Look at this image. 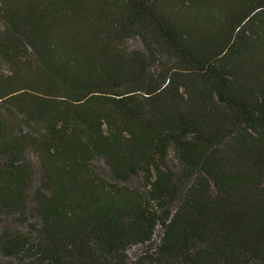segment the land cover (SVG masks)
<instances>
[{
	"label": "trees",
	"instance_id": "trees-1",
	"mask_svg": "<svg viewBox=\"0 0 264 264\" xmlns=\"http://www.w3.org/2000/svg\"><path fill=\"white\" fill-rule=\"evenodd\" d=\"M0 216V264H264V0H0Z\"/></svg>",
	"mask_w": 264,
	"mask_h": 264
},
{
	"label": "rangeland",
	"instance_id": "rangeland-1",
	"mask_svg": "<svg viewBox=\"0 0 264 264\" xmlns=\"http://www.w3.org/2000/svg\"><path fill=\"white\" fill-rule=\"evenodd\" d=\"M5 225H12V220L4 219L2 216H0V231ZM141 250L139 248H133L131 250V255L135 256L139 254Z\"/></svg>",
	"mask_w": 264,
	"mask_h": 264
}]
</instances>
